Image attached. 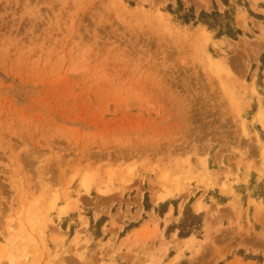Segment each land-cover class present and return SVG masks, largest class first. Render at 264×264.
<instances>
[{"label": "rangeland", "instance_id": "rangeland-1", "mask_svg": "<svg viewBox=\"0 0 264 264\" xmlns=\"http://www.w3.org/2000/svg\"><path fill=\"white\" fill-rule=\"evenodd\" d=\"M0 264H264V0H0Z\"/></svg>", "mask_w": 264, "mask_h": 264}, {"label": "bare ground", "instance_id": "bare-ground-1", "mask_svg": "<svg viewBox=\"0 0 264 264\" xmlns=\"http://www.w3.org/2000/svg\"><path fill=\"white\" fill-rule=\"evenodd\" d=\"M85 185V184H84ZM163 199H160V201H162ZM191 239L190 238H186L185 240H184V242L185 243H187L188 241H190Z\"/></svg>", "mask_w": 264, "mask_h": 264}, {"label": "crops", "instance_id": "crops-1", "mask_svg": "<svg viewBox=\"0 0 264 264\" xmlns=\"http://www.w3.org/2000/svg\"><path fill=\"white\" fill-rule=\"evenodd\" d=\"M167 211H168V210H167ZM100 215H101V214H100ZM141 226H142V224H139V226H138L137 228H134L133 231H134V230H139ZM133 231H132V232H133Z\"/></svg>", "mask_w": 264, "mask_h": 264}, {"label": "trees", "instance_id": "trees-1", "mask_svg": "<svg viewBox=\"0 0 264 264\" xmlns=\"http://www.w3.org/2000/svg\"><path fill=\"white\" fill-rule=\"evenodd\" d=\"M203 14V13H202ZM204 15V14H203Z\"/></svg>", "mask_w": 264, "mask_h": 264}]
</instances>
